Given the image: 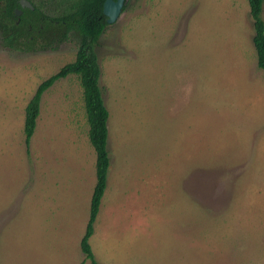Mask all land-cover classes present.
I'll return each mask as SVG.
<instances>
[{
    "label": "rangeland",
    "instance_id": "rangeland-1",
    "mask_svg": "<svg viewBox=\"0 0 264 264\" xmlns=\"http://www.w3.org/2000/svg\"><path fill=\"white\" fill-rule=\"evenodd\" d=\"M264 18V10H263ZM248 0H126L95 49L110 113L100 264H264V70ZM78 47L29 52L0 26V264H90L96 184L71 75L25 110Z\"/></svg>",
    "mask_w": 264,
    "mask_h": 264
},
{
    "label": "trees",
    "instance_id": "trees-1",
    "mask_svg": "<svg viewBox=\"0 0 264 264\" xmlns=\"http://www.w3.org/2000/svg\"><path fill=\"white\" fill-rule=\"evenodd\" d=\"M92 2H98V0H87L89 5H92ZM248 3L255 31L253 43L257 53V64L260 69L264 70V0H248ZM85 12L90 16V19L82 17L81 20H78V29L81 36L79 37L80 46L77 57L75 61L64 65L56 74L40 84L25 110L24 135L26 145L29 146L37 128L43 94L56 81L71 75L77 76L80 79L83 89L86 117L89 125V140L96 153V184L91 198L89 220L80 245L85 260H89L90 264H100L96 261L90 245V239L95 233V223L108 186V176L111 167L110 153L108 150L110 113L106 107L102 88L100 87L102 71L95 48L99 44L100 38L105 32L108 23L101 8L99 13L94 6H88L87 9L83 6L78 11L79 14ZM99 15L101 21H99ZM2 25L0 16V26L3 28ZM5 42L10 47L21 48L12 39V35L5 36Z\"/></svg>",
    "mask_w": 264,
    "mask_h": 264
},
{
    "label": "flooded vegetation",
    "instance_id": "flooded-vegetation-1",
    "mask_svg": "<svg viewBox=\"0 0 264 264\" xmlns=\"http://www.w3.org/2000/svg\"><path fill=\"white\" fill-rule=\"evenodd\" d=\"M106 1L98 0L89 5L87 0H0L3 32L5 36L12 35V39L29 52L54 51L64 44L79 49L78 20L90 19L86 12L79 14V9L94 6L98 13L101 8L104 14Z\"/></svg>",
    "mask_w": 264,
    "mask_h": 264
},
{
    "label": "water",
    "instance_id": "water-1",
    "mask_svg": "<svg viewBox=\"0 0 264 264\" xmlns=\"http://www.w3.org/2000/svg\"><path fill=\"white\" fill-rule=\"evenodd\" d=\"M126 0H107L105 3L104 14L109 24L114 23L123 11Z\"/></svg>",
    "mask_w": 264,
    "mask_h": 264
}]
</instances>
